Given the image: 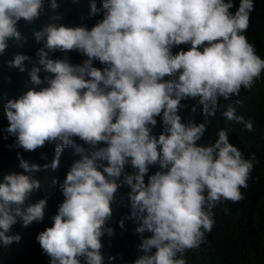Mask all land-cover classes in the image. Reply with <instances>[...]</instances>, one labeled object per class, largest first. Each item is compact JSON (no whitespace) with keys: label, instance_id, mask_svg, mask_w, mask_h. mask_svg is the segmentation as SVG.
<instances>
[{"label":"clouds","instance_id":"obj_1","mask_svg":"<svg viewBox=\"0 0 264 264\" xmlns=\"http://www.w3.org/2000/svg\"><path fill=\"white\" fill-rule=\"evenodd\" d=\"M48 6L56 9L57 0ZM44 9L45 0H0V56L10 43H26L18 22L31 24ZM254 10V0H100V7L90 0L88 16L102 14L90 29L50 16L33 33L42 45L38 66L27 69L30 57L18 52L6 61L27 72L33 87L15 99L0 95V102L15 147L32 152L52 144L55 154L51 163L37 164L18 153L22 172L0 173V246L20 241L19 234H9L17 223L43 222L47 200L31 202L41 187L35 174L58 168L70 147L78 159L62 182L53 180L63 202L52 226L36 236L49 264H105L102 237L114 235L108 222L125 186L129 214L118 226L123 230L131 219L142 238L143 254L132 264H188L185 253L206 243L214 227L213 209L244 199L241 189L254 168L226 128L200 143L220 101L238 97L242 88L250 91L264 72V59L244 35ZM179 45L189 47L174 54ZM57 51L86 59L74 65L67 56L51 58ZM41 71L50 75L42 79ZM186 99L201 106L204 122H182ZM222 115L254 130L234 107ZM150 168L156 170L149 174ZM114 259L108 257V264Z\"/></svg>","mask_w":264,"mask_h":264},{"label":"trees","instance_id":"obj_2","mask_svg":"<svg viewBox=\"0 0 264 264\" xmlns=\"http://www.w3.org/2000/svg\"><path fill=\"white\" fill-rule=\"evenodd\" d=\"M237 4L239 0H236ZM255 10L251 13L250 24L244 33L248 41L255 46L257 54L264 59V0H254ZM58 7L51 9L49 0H45V9L38 20L31 24L25 23L22 19L17 27L22 35L26 37V43L21 47L10 43L9 48L0 56V95L6 94L8 98L15 99L28 88L33 87L29 83L27 72L21 73L15 68H9L6 61L11 60L15 53H21L30 57V61L25 62L27 69L36 64L38 60L37 51L42 47L34 39L33 33L49 22V17L59 15V23L68 26H86L91 28L98 20L102 19V14L89 17L90 0H57ZM97 7H100V0H96ZM235 11V9H232ZM189 45H179L172 51L180 49L187 50ZM67 56L70 63L80 64L86 57L78 52L72 51L61 53L59 51L51 54V58H63ZM97 68H103L98 61L94 62ZM43 79L45 75H50L41 71L39 73ZM167 79V77L165 78ZM46 87L45 84L36 86ZM184 105L179 115L182 122L187 123L194 120L197 123L204 122L205 117L201 114V106L194 99L181 101ZM234 107L238 115H243L245 120L250 119L253 123V131L248 132L243 125L234 121L226 120L222 113L229 107ZM193 109H195L193 111ZM208 130L205 132L200 143L205 144L217 139L220 129H228L230 143L236 146L243 153L245 158H253L254 168L251 172V179L248 187L242 188L244 199L238 203L224 201L213 209L215 224L210 233H206V243L202 244L198 250L185 253L188 264H264V72L256 81L255 86L249 91L243 88L238 97L232 100H221L214 117H208ZM157 126L154 132L161 131L160 119L157 118ZM8 126L0 102V173L9 170L22 172L18 167L17 154L29 161L37 164L51 163L54 157V146L46 144L42 148L28 152L15 147V137L9 135L5 129ZM76 143L83 145L78 138ZM87 147L86 145H83ZM104 146V145H100ZM46 154L47 159L42 160L41 155ZM78 159L73 155V149L65 148L59 158V166L55 170L48 169L36 173V178L41 182L40 189L33 194L31 202L39 199L47 200V207L44 213L43 222H33L28 227H22L20 223L14 225L9 234H19L21 239L18 243H13L7 248L0 246V264H49V258L43 254L36 236L45 228L52 226L51 217L57 213L60 203L63 202V195L59 190L58 183L62 182L71 163ZM155 168H150L149 174ZM126 171L131 172L130 167ZM147 182V176L145 177ZM129 189L121 187L116 193V203L112 205L113 215L108 222V226L114 229V235L107 234L102 237L105 264H108V257H115L111 264H132L141 253L138 249L141 243V236L135 232L137 223L131 219H125V228L122 230L118 226V221L127 217L129 207L127 192ZM145 236L151 235L145 233Z\"/></svg>","mask_w":264,"mask_h":264}]
</instances>
